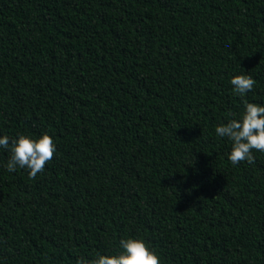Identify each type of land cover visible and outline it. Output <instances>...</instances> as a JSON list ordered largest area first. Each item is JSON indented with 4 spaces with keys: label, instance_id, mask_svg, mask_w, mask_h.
Instances as JSON below:
<instances>
[{
    "label": "trees",
    "instance_id": "trees-1",
    "mask_svg": "<svg viewBox=\"0 0 264 264\" xmlns=\"http://www.w3.org/2000/svg\"><path fill=\"white\" fill-rule=\"evenodd\" d=\"M244 100L264 106V0H0V137L56 145L35 179L0 148V264L127 238L161 264H264V152L233 165L215 134Z\"/></svg>",
    "mask_w": 264,
    "mask_h": 264
},
{
    "label": "clouds",
    "instance_id": "clouds-1",
    "mask_svg": "<svg viewBox=\"0 0 264 264\" xmlns=\"http://www.w3.org/2000/svg\"><path fill=\"white\" fill-rule=\"evenodd\" d=\"M230 84L233 94L243 99L253 90L256 81L250 75L240 74L234 76ZM227 115V122L216 126L215 134L232 142L228 160L233 165L242 161L254 164L253 150L264 152V106L244 100V112L238 119L231 118L236 115L234 113ZM17 136L16 139L7 135L0 137V148L10 152L6 170L12 173L17 168L27 169L29 178L35 179L55 155V142L46 132L39 138L20 133ZM119 244L122 251L118 254L97 253L96 258L90 260L80 256L75 264H161L158 253L150 249L142 238L121 239Z\"/></svg>",
    "mask_w": 264,
    "mask_h": 264
}]
</instances>
